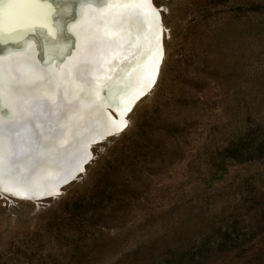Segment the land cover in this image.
<instances>
[{
  "label": "rangeland",
  "instance_id": "1",
  "mask_svg": "<svg viewBox=\"0 0 264 264\" xmlns=\"http://www.w3.org/2000/svg\"><path fill=\"white\" fill-rule=\"evenodd\" d=\"M155 2L156 88L53 200L0 191V264H264V0Z\"/></svg>",
  "mask_w": 264,
  "mask_h": 264
},
{
  "label": "bare ground",
  "instance_id": "2",
  "mask_svg": "<svg viewBox=\"0 0 264 264\" xmlns=\"http://www.w3.org/2000/svg\"><path fill=\"white\" fill-rule=\"evenodd\" d=\"M95 1L102 5L88 8L80 20L74 33L81 43L68 62L51 68L30 62L24 67L20 60L12 64L18 90L9 99L13 120L0 122V135H7L11 147L0 191L13 200L38 206L53 200L78 175L83 159L86 173L94 148L127 130L135 107L156 88L166 58L164 7L156 0ZM0 8L6 15H25L5 31L0 50L33 39L45 57L51 46L72 41L68 28L64 31L70 9L58 0L50 13L43 7ZM90 139L96 140L88 147ZM9 178L18 182L11 184Z\"/></svg>",
  "mask_w": 264,
  "mask_h": 264
},
{
  "label": "water",
  "instance_id": "3",
  "mask_svg": "<svg viewBox=\"0 0 264 264\" xmlns=\"http://www.w3.org/2000/svg\"><path fill=\"white\" fill-rule=\"evenodd\" d=\"M107 1L108 0H105L104 3ZM101 2L102 1L83 0V2L78 7V14L76 15V18L71 20V22H69V25L67 26L68 31L71 34L72 41L68 44L66 43V45L60 43L55 45L54 47L51 46L50 48H52L53 50L52 53L48 52L45 57H41V53L36 50V45L33 39L26 40L22 44V46L15 45L0 50V122L12 121L15 116L14 108L9 101V99H11L14 93L18 90L17 83L15 82V70L12 64L20 60L21 65H23L24 67L28 64V62H30L38 67L42 66L51 68L55 65L60 67L63 62H68L73 55V51L76 49L77 44L79 45L81 43V39L77 34L74 33L76 27H78L80 20L82 21V19L85 18V14L88 11L87 9L96 5H102ZM145 2L148 3L147 0H145ZM129 27L131 32H135L137 30V27L133 24H131ZM102 98H105V96H102ZM5 136L0 135V173H2L3 175H6L7 158L11 149L9 139L7 135ZM65 139L67 141L70 140L71 134L67 133L65 135ZM96 139H90L86 143V146L88 145L89 147L90 144L93 143V141H95ZM82 161V168H79L77 170V173L84 169L83 166L86 163V159H83ZM75 167L77 166H74L72 169H70L68 173L63 177L65 178L67 175H69V173H71V171L75 169ZM9 182L12 184V182L16 183L18 181L16 179L9 178Z\"/></svg>",
  "mask_w": 264,
  "mask_h": 264
},
{
  "label": "snow or ice",
  "instance_id": "4",
  "mask_svg": "<svg viewBox=\"0 0 264 264\" xmlns=\"http://www.w3.org/2000/svg\"><path fill=\"white\" fill-rule=\"evenodd\" d=\"M83 0H58L59 5L68 7L70 11L67 13V18L65 20L64 31L67 33V23L75 19L76 7L78 4L82 3ZM151 2V0H147ZM7 4L9 7L18 8H46L49 13L54 11L53 0H0V6ZM47 18V17H46ZM25 19L24 14L6 15L2 8H0V43L4 42V33L11 29L12 26L22 23ZM50 34L55 35L54 29L49 27ZM66 39H70L65 36ZM42 47V46H41ZM43 53L41 52V56Z\"/></svg>",
  "mask_w": 264,
  "mask_h": 264
}]
</instances>
